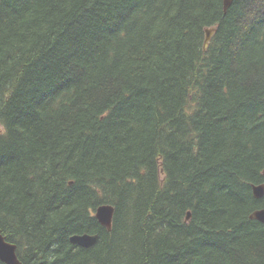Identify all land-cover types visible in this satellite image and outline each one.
Masks as SVG:
<instances>
[{
  "label": "trees",
  "instance_id": "obj_1",
  "mask_svg": "<svg viewBox=\"0 0 264 264\" xmlns=\"http://www.w3.org/2000/svg\"><path fill=\"white\" fill-rule=\"evenodd\" d=\"M261 184L264 0H0V232L23 264H264Z\"/></svg>",
  "mask_w": 264,
  "mask_h": 264
},
{
  "label": "water",
  "instance_id": "obj_2",
  "mask_svg": "<svg viewBox=\"0 0 264 264\" xmlns=\"http://www.w3.org/2000/svg\"><path fill=\"white\" fill-rule=\"evenodd\" d=\"M232 3V0H224V11H227ZM215 29L206 30L204 41V50L209 46V43L214 35ZM253 193L255 198L260 199L264 196V184L254 186ZM114 207L111 205L99 206L95 211V218L107 230H111L114 217ZM250 218L258 222L264 223V209L257 210L250 215ZM190 219V213L187 214V220ZM72 244L83 248L92 247L97 241V235H73L70 238ZM0 261L4 264H23L17 256V246L7 242L5 237L0 232Z\"/></svg>",
  "mask_w": 264,
  "mask_h": 264
}]
</instances>
